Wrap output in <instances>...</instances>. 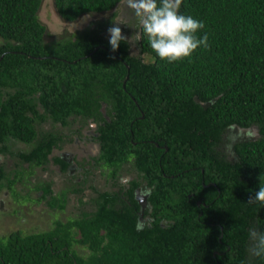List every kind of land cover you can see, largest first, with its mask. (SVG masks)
Segmentation results:
<instances>
[{
	"label": "trees",
	"instance_id": "obj_1",
	"mask_svg": "<svg viewBox=\"0 0 264 264\" xmlns=\"http://www.w3.org/2000/svg\"><path fill=\"white\" fill-rule=\"evenodd\" d=\"M120 1L52 0L67 23ZM40 4L0 0V153L8 139H35L37 107L54 119L84 109L91 117L106 102V160L133 157L151 189L142 221L128 191L126 202L106 199L118 208L102 205L74 224L85 259L68 237L13 233L0 239V264H264L249 253L250 229L264 231V204L247 203L264 184V0H182L180 13L205 24L197 35H208L209 48L174 63L151 49L138 20L137 55L123 41L113 52L100 24L44 43ZM231 129L256 138L232 144L227 161L218 146ZM43 143L16 156L40 161Z\"/></svg>",
	"mask_w": 264,
	"mask_h": 264
},
{
	"label": "rangeland",
	"instance_id": "obj_2",
	"mask_svg": "<svg viewBox=\"0 0 264 264\" xmlns=\"http://www.w3.org/2000/svg\"><path fill=\"white\" fill-rule=\"evenodd\" d=\"M125 3L126 0H122L109 12L95 15H83L75 21L67 23L57 16L52 0H41L40 7L37 11V18L39 23L43 25L45 29L43 42L54 43L65 38L72 39L73 35L96 28L98 24L101 26V37L110 39L108 29L116 23L119 24L118 26L121 28L122 34L127 38L128 42L126 43L129 48V53L137 55L138 47L136 41L139 37V31L135 25L137 19L134 13L125 7ZM138 25L141 26L140 24ZM142 58L145 62L149 61L145 55L142 56ZM39 109L40 108L37 107V112L41 113ZM75 122H77V120H75ZM55 124L56 122L49 123L44 115H42L40 119H35L33 124L37 139L43 133H51L61 138L57 145L58 147L55 148L50 159L66 150L73 154L78 153L80 157L81 154H86L88 152L90 141L88 137L84 138L87 126L84 125L79 129L73 128V131L70 130L69 127L72 123L68 124L67 127L63 126L66 128H57V125ZM253 134L254 135H248L245 131L234 129L226 131L218 146V152L225 160L232 161L234 156L231 151V145L235 142L246 139L253 140L256 138V134L254 132ZM75 137L78 138V143L80 144L72 143V140ZM33 143L23 144L16 140L8 139L5 142L6 150L3 153H0V166L4 173V177L0 181V239H5L13 233H17L21 237L41 235L53 227L54 220L63 223L67 220L79 218L78 208L75 209L72 199H66L68 194L64 197V194L60 193L65 198V203L62 209L56 208V205H58L57 203L53 206V209L46 204L44 205L45 198L35 199L37 189L40 188L39 186L45 184L48 185L52 193L51 196L54 197L58 192H64V190L71 187H68L67 185L71 183L72 179H68L67 175L62 172H60V176L57 172V165L52 164L50 159L41 166L42 169H34L33 172L31 170V173L33 174L26 176V172L29 171L30 166L19 160L16 154L29 151L33 146ZM81 158L83 159V157ZM127 172L129 171L124 167L123 171L120 170L117 172V179H119V177H124ZM131 172H133L132 168ZM94 173V175H96L95 178L98 177L101 182L110 181V173L103 166L95 168ZM133 173L132 175L135 176L134 180L141 184L142 181L139 177L140 174ZM21 175H25V178L22 179V181L18 179ZM150 189L151 186L145 188L146 191H149ZM37 200L42 201L37 202ZM88 211H90V209L86 210V212ZM66 215H68V219L65 218ZM75 237L78 238V236ZM72 247L82 259H85V256L88 253L86 247L75 244H73Z\"/></svg>",
	"mask_w": 264,
	"mask_h": 264
},
{
	"label": "flooded vegetation",
	"instance_id": "obj_3",
	"mask_svg": "<svg viewBox=\"0 0 264 264\" xmlns=\"http://www.w3.org/2000/svg\"><path fill=\"white\" fill-rule=\"evenodd\" d=\"M125 7L127 8L126 3H125ZM39 110L41 111V113H39L40 118L42 115H44V117H46L49 123L56 122L55 125H57V128L60 127L66 128L68 124L72 123L71 125H69V127L70 130L74 131L73 128L79 129L84 125L87 126V130L85 131L84 138L88 137L90 141V148L88 152L86 154H81V157H83V159L80 157L78 153L73 154L67 150L63 153L57 154L55 157L50 159L51 154L53 153L55 148L58 147L57 145L60 142L61 138L51 133H43L38 139L37 137H35V139L31 143L35 141L33 143V146L41 143L44 144L43 142L49 144V149L45 158H43L40 161L38 159L33 160L31 163L22 161L23 163L29 164L30 166V168L28 167L29 171L26 172V176H28L29 174L31 175L33 174L31 173V170L33 172L34 169H42L41 166L44 165L47 162V160L49 161L50 159L52 164L57 165L58 167L57 172L59 175L61 174L60 172H62L63 174L67 175L68 179H72L71 183L67 185L68 187L69 186L71 187L64 190V192H58V194L55 195L54 197L51 196L52 193L50 191V188L46 184L43 186H39L40 188L37 189V192L35 194V199L45 198L44 199L45 202L43 204L50 206L51 209H53V206H55L56 203L58 204L56 205L57 206L56 208L62 209L65 203L64 197L66 194H68L66 199L67 200L72 199L73 206H75V209L78 208L79 218L67 220L63 223L61 221L56 222L54 220L53 227L50 230L46 231V234H48L52 238L53 237L58 238L59 242L62 241V238L68 237L67 239L70 242L69 249L71 251H74L75 254L79 255L77 252H75L74 249H72L73 248L72 245L75 244L73 242V239L78 240L80 237L78 228L74 224L76 222H80L81 220L82 221L88 220V218L94 215V213L97 212L102 205H105L107 208L110 205L118 208L120 205L118 204L117 200H114L113 202L108 204H104L105 201H107L106 199L112 197L113 195H117L120 196L121 199L126 202V198L124 194L127 193L128 191H131L132 199L138 204L139 220L142 221L143 220L142 213L143 210L147 207V198L149 196L150 190L149 191L145 190V188L149 186L146 183V181L142 178V175L135 169L133 157L128 156L127 158H125V160L122 161L109 162L106 160L104 155L106 152L105 151L106 147H105V141L101 136V129H103L104 123H109L110 120L112 119L113 112L111 111V105L106 102L105 103L101 101L98 102L96 115H93L91 117L87 116V111H85V109L75 113L72 112L69 115L56 117V119L50 116V114L43 112V110L41 109ZM75 120H77V122H75ZM72 143L77 144L78 138L75 137L72 140ZM19 153H23V152H19ZM102 166L106 168L110 173L109 182H105V181L101 182L98 177L95 178L96 177V175H94L95 168H99ZM124 167H126L129 172H127L124 175V177H119V179H117L118 178L117 172H119L120 170L123 171ZM131 168L132 171L135 172V174H140L139 177L140 180L142 181L141 184L134 180L135 176L132 175L133 172H131ZM24 176L25 175H21L19 176L18 179L22 181V179L25 178ZM38 191L40 192V195ZM60 193H63L64 197ZM40 201L37 200V202ZM87 209L88 210L90 209V211L86 212ZM65 218L68 219V215H66ZM75 236H78V238H76ZM75 245L82 246L80 244H75ZM48 246L49 249L51 250L52 248L51 245ZM62 248L64 250L66 247L63 246Z\"/></svg>",
	"mask_w": 264,
	"mask_h": 264
},
{
	"label": "clouds",
	"instance_id": "obj_4",
	"mask_svg": "<svg viewBox=\"0 0 264 264\" xmlns=\"http://www.w3.org/2000/svg\"><path fill=\"white\" fill-rule=\"evenodd\" d=\"M181 4L182 0H126L127 8L142 26L151 49L168 63L190 60L197 49L209 48L208 35L204 34L202 38L197 35L205 28V24L192 16L181 14ZM118 25L114 23L108 29L113 52L118 50L122 41L128 42ZM247 203L264 204V184L260 185L254 196H250ZM249 239L250 255L264 258V231L253 227L249 231Z\"/></svg>",
	"mask_w": 264,
	"mask_h": 264
}]
</instances>
